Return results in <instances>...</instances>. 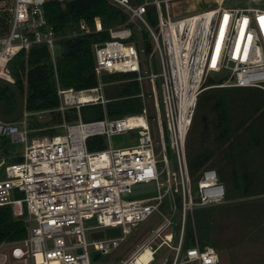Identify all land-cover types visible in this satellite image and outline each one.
I'll use <instances>...</instances> for the list:
<instances>
[{
    "label": "built area",
    "instance_id": "obj_1",
    "mask_svg": "<svg viewBox=\"0 0 264 264\" xmlns=\"http://www.w3.org/2000/svg\"><path fill=\"white\" fill-rule=\"evenodd\" d=\"M105 1L122 11L127 21L105 30L109 41L92 46L96 87L76 91L57 86L55 112L63 116L74 110L77 121L59 126L63 135L39 139L29 138L31 114L25 109L14 123L0 121V137L25 145L19 163L6 165L0 157V206H10L27 232L22 241L0 246L9 248L0 254V264H90V251L109 253L130 234L131 225L154 216L160 224L119 264H154L162 248L173 253L170 264H219L211 247L201 249L196 242L183 247L193 210L221 204L225 198L223 180L215 170L204 168L197 178L189 176L186 139L202 92L213 88L264 92V0ZM46 2L0 0L1 79L14 82L10 63L20 53L27 61L35 45H46L55 64L59 37L46 20ZM195 2L205 7L185 10L186 4ZM148 8L154 10L155 27L146 20ZM93 24L94 32L103 31L98 19ZM89 32L88 23L81 20L73 36ZM154 58L158 73L151 69ZM106 74L131 75L122 82L138 84L134 97L142 104L139 115L107 117L110 99L105 90L118 82L105 83ZM212 76L219 79L215 82ZM98 105L103 119L83 122L81 108ZM44 114L48 112L38 113ZM151 123L158 141L151 135ZM124 132H137L134 145L87 150L89 138L101 136L109 143L112 135ZM140 185V190L153 191L135 195ZM173 220L178 230L166 234ZM109 229H119V237L90 239V233Z\"/></svg>",
    "mask_w": 264,
    "mask_h": 264
},
{
    "label": "trees",
    "instance_id": "obj_2",
    "mask_svg": "<svg viewBox=\"0 0 264 264\" xmlns=\"http://www.w3.org/2000/svg\"><path fill=\"white\" fill-rule=\"evenodd\" d=\"M153 11L148 8L145 17L155 27ZM44 13L48 24L59 37L55 64L51 62L46 45L40 44L30 49L27 61L24 54L20 53L9 65L14 83L23 94L24 109L31 114L28 118L30 139L57 136V127L64 122L72 124L77 121L74 110L66 111L63 116L55 112L58 107L57 86L76 91L96 87L92 46L109 41L110 37L105 30L121 26L127 21L122 11L105 0H47ZM95 19L101 22L103 31L94 32ZM81 20L88 23L90 32L73 36L74 32H78ZM142 37L147 38L146 32H142ZM146 45L148 52L150 46L148 43ZM129 79H132L131 75L103 76L105 83L118 82L105 90V96L110 99L105 106L108 118L117 119L141 113V101L134 97L139 90L138 84L133 81L122 82ZM14 110L13 94L0 86V112L11 115ZM39 112H48V119L39 120ZM103 112L99 105L85 106L81 108L80 116L83 122L99 121L103 119ZM86 147L90 152L104 150L105 138H89ZM9 151V139L0 137V157L9 159L11 163L21 162L19 157L10 158ZM185 155L191 178H197L204 168L215 170L222 178L224 201L263 196L264 92L256 88H213L202 92L197 99L187 135ZM193 215L196 216L195 212ZM252 225L248 237L252 240L251 246L257 248L253 264H264V215L255 217ZM26 234L23 219L15 218L10 206H0V246L22 241ZM194 241V233L189 224L184 249L194 245ZM199 245L203 249L204 244L200 242Z\"/></svg>",
    "mask_w": 264,
    "mask_h": 264
},
{
    "label": "crops",
    "instance_id": "obj_3",
    "mask_svg": "<svg viewBox=\"0 0 264 264\" xmlns=\"http://www.w3.org/2000/svg\"><path fill=\"white\" fill-rule=\"evenodd\" d=\"M194 212L196 218L193 215ZM258 215H264V195L229 199L218 205L197 207L189 217L187 227L191 225L194 242L199 248H201L199 245L201 242L204 244L203 248L211 247L216 254L224 251L230 264H253V255L257 248L249 246L247 240L248 233L253 227L252 221ZM195 231L200 242L197 240Z\"/></svg>",
    "mask_w": 264,
    "mask_h": 264
},
{
    "label": "rangeland",
    "instance_id": "obj_4",
    "mask_svg": "<svg viewBox=\"0 0 264 264\" xmlns=\"http://www.w3.org/2000/svg\"><path fill=\"white\" fill-rule=\"evenodd\" d=\"M206 1V0H205ZM208 1V0H207ZM195 7V8H193ZM203 7H205L202 2L199 4L198 2H195L194 4H186L185 10L193 12L200 11ZM141 28H143L142 25H140ZM58 52V51H57ZM151 69L153 73L159 72L158 62L157 59L154 58L151 61ZM213 81L216 82L219 77H216L215 79L212 76ZM145 89H147L146 83H145ZM148 106H150V103L147 102ZM149 113L152 114V110H149ZM48 119V114L39 115V120L46 121ZM151 128V135L154 139V141H158V133L156 130V126L154 123L150 124ZM58 135H63L64 130L60 127L56 128ZM137 133V132H135ZM134 132H124V133H118L114 134L110 138V142L106 141V148L112 147L113 149H122L127 148L135 144L137 134ZM135 135V136H134ZM34 139H39L35 137ZM24 144L20 143H10V151L9 155L10 157H19L24 152ZM11 161L9 159H5V164H10ZM169 163L172 168H174V160L169 157ZM2 169L0 170V178L2 177ZM195 192V186H193V194ZM161 220L159 218L151 217L149 220L138 223L130 226V234L125 237L123 241H121L118 245V247L112 249L109 251V253L103 255L98 254L90 251V264H119L120 261L124 260L134 249L137 245L142 243L149 235L150 231L156 228L160 224ZM93 222H87L86 225H90ZM178 230V226L176 227L174 220L172 226L169 228V230L166 232V234H176ZM251 239L249 238L247 242H249V246H251ZM247 248V245H246ZM9 252V248L7 246H2L0 250V254H4ZM245 253V252H244ZM219 257V264H230V261L228 259L227 254L224 251H221L219 254L217 253ZM173 253L168 251L166 248H162L155 256V263L154 264H170L172 261ZM189 264H195V263H189Z\"/></svg>",
    "mask_w": 264,
    "mask_h": 264
},
{
    "label": "water",
    "instance_id": "obj_5",
    "mask_svg": "<svg viewBox=\"0 0 264 264\" xmlns=\"http://www.w3.org/2000/svg\"><path fill=\"white\" fill-rule=\"evenodd\" d=\"M0 86L8 89L11 91V93L14 96L15 99V110L11 115H4L0 112V121L5 122V123H14L16 122L22 115V112L24 110V97L23 94L21 93V91L19 90V88L16 86V84L14 82H9L6 80H3L0 78ZM153 184H150V186H152ZM143 185L137 186L136 189L134 191V194H143V193H148V192H152L153 188L151 189H141ZM120 232L119 229H109L106 230L105 232L100 231V232H92L90 233V239L97 241V240H102L103 238L107 237V238H116L119 237ZM108 248H111V245H108Z\"/></svg>",
    "mask_w": 264,
    "mask_h": 264
},
{
    "label": "bare ground",
    "instance_id": "obj_6",
    "mask_svg": "<svg viewBox=\"0 0 264 264\" xmlns=\"http://www.w3.org/2000/svg\"><path fill=\"white\" fill-rule=\"evenodd\" d=\"M135 121H136V120H135ZM137 121H138V123H142V120H139V119H138Z\"/></svg>",
    "mask_w": 264,
    "mask_h": 264
},
{
    "label": "snow or ice",
    "instance_id": "obj_7",
    "mask_svg": "<svg viewBox=\"0 0 264 264\" xmlns=\"http://www.w3.org/2000/svg\"><path fill=\"white\" fill-rule=\"evenodd\" d=\"M262 19V21H264V18H261Z\"/></svg>",
    "mask_w": 264,
    "mask_h": 264
}]
</instances>
